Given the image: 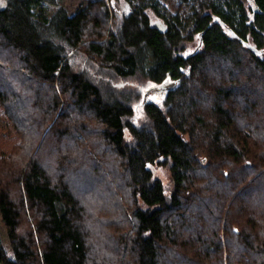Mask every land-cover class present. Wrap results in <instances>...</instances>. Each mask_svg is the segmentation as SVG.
Returning <instances> with one entry per match:
<instances>
[{
    "label": "trees",
    "instance_id": "obj_1",
    "mask_svg": "<svg viewBox=\"0 0 264 264\" xmlns=\"http://www.w3.org/2000/svg\"><path fill=\"white\" fill-rule=\"evenodd\" d=\"M0 114V264H264V0H7Z\"/></svg>",
    "mask_w": 264,
    "mask_h": 264
},
{
    "label": "rangeland",
    "instance_id": "obj_2",
    "mask_svg": "<svg viewBox=\"0 0 264 264\" xmlns=\"http://www.w3.org/2000/svg\"><path fill=\"white\" fill-rule=\"evenodd\" d=\"M91 1H94V0H58V4L64 6L68 10V12L72 15L79 8L85 7ZM6 3H7V0H0V9H3L6 5ZM55 10H56L55 8L51 9L52 12H55ZM128 11H130V9H127L126 12L128 13ZM155 15L156 14L153 11H151V24H152V26L157 27L160 30L167 29L166 24L162 20L157 18ZM171 86H172V84L170 82H166L162 86H156V85L151 86L152 89L148 92L146 100H150V101H154V102H161L163 97H164L165 89L169 88ZM0 117H1V114H0ZM1 121L4 123L3 120H1ZM6 127L7 126L5 125L4 128H6ZM12 136H13V133H12L11 128L9 129V127H8L6 129H0V137H1L0 138V152H7L10 149L12 141H13L11 139ZM156 173L160 177H163V178L167 177L166 171H164L161 168H158L156 170ZM0 237L2 238V241H3L4 245L6 246L10 257H12V251H11L10 243L8 240L7 229L5 228V225L2 221L1 215H0Z\"/></svg>",
    "mask_w": 264,
    "mask_h": 264
},
{
    "label": "water",
    "instance_id": "obj_3",
    "mask_svg": "<svg viewBox=\"0 0 264 264\" xmlns=\"http://www.w3.org/2000/svg\"><path fill=\"white\" fill-rule=\"evenodd\" d=\"M249 46V45H248ZM250 47V46H249Z\"/></svg>",
    "mask_w": 264,
    "mask_h": 264
}]
</instances>
